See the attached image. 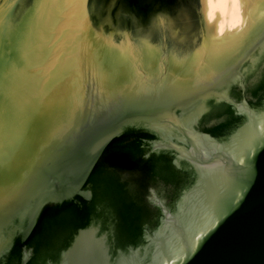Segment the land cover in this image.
<instances>
[{
	"label": "water",
	"instance_id": "water-1",
	"mask_svg": "<svg viewBox=\"0 0 264 264\" xmlns=\"http://www.w3.org/2000/svg\"><path fill=\"white\" fill-rule=\"evenodd\" d=\"M206 11L0 0V264H264V0Z\"/></svg>",
	"mask_w": 264,
	"mask_h": 264
},
{
	"label": "bare ground",
	"instance_id": "bare-ground-1",
	"mask_svg": "<svg viewBox=\"0 0 264 264\" xmlns=\"http://www.w3.org/2000/svg\"><path fill=\"white\" fill-rule=\"evenodd\" d=\"M206 18L208 23L216 20L220 14L216 33L219 37L232 36L245 28L249 14L243 17L244 0H206ZM211 13V16L209 15Z\"/></svg>",
	"mask_w": 264,
	"mask_h": 264
},
{
	"label": "flooded vegetation",
	"instance_id": "flooded-vegetation-1",
	"mask_svg": "<svg viewBox=\"0 0 264 264\" xmlns=\"http://www.w3.org/2000/svg\"><path fill=\"white\" fill-rule=\"evenodd\" d=\"M85 190H86L87 192H89V193H88L89 196H90L89 200H90L91 202L94 201V199H92V196H93V189H92L91 185L88 184L87 187L85 188Z\"/></svg>",
	"mask_w": 264,
	"mask_h": 264
},
{
	"label": "snow or ice",
	"instance_id": "snow-or-ice-1",
	"mask_svg": "<svg viewBox=\"0 0 264 264\" xmlns=\"http://www.w3.org/2000/svg\"><path fill=\"white\" fill-rule=\"evenodd\" d=\"M209 15L211 16V13H209Z\"/></svg>",
	"mask_w": 264,
	"mask_h": 264
}]
</instances>
